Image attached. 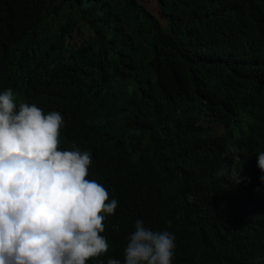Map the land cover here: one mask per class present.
Wrapping results in <instances>:
<instances>
[{
    "label": "trees",
    "instance_id": "16d2710c",
    "mask_svg": "<svg viewBox=\"0 0 264 264\" xmlns=\"http://www.w3.org/2000/svg\"><path fill=\"white\" fill-rule=\"evenodd\" d=\"M147 4L0 0V94L59 112L60 149L118 201L87 264H123L138 219L173 264H264V0Z\"/></svg>",
    "mask_w": 264,
    "mask_h": 264
},
{
    "label": "clouds",
    "instance_id": "9594fccd",
    "mask_svg": "<svg viewBox=\"0 0 264 264\" xmlns=\"http://www.w3.org/2000/svg\"><path fill=\"white\" fill-rule=\"evenodd\" d=\"M63 125L57 111L17 106L11 88L0 94V264H87L109 250L104 221L115 215L118 201L87 178L90 152L60 149ZM253 164L264 171V152ZM240 171L233 168L231 175L243 183ZM175 240L138 219L123 264H173ZM107 264L121 261L109 258Z\"/></svg>",
    "mask_w": 264,
    "mask_h": 264
},
{
    "label": "rangeland",
    "instance_id": "374dc122",
    "mask_svg": "<svg viewBox=\"0 0 264 264\" xmlns=\"http://www.w3.org/2000/svg\"><path fill=\"white\" fill-rule=\"evenodd\" d=\"M147 1L149 2V4H147V5H148L149 8H150V2H151V0H141V2H142L143 4H145ZM154 12L158 14V12H156V11H154Z\"/></svg>",
    "mask_w": 264,
    "mask_h": 264
},
{
    "label": "bare ground",
    "instance_id": "6f19581e",
    "mask_svg": "<svg viewBox=\"0 0 264 264\" xmlns=\"http://www.w3.org/2000/svg\"><path fill=\"white\" fill-rule=\"evenodd\" d=\"M107 231V230H106ZM110 233V232H109ZM105 234V233H104ZM105 235H107V234H105ZM109 239V238H108ZM111 239V238H110Z\"/></svg>",
    "mask_w": 264,
    "mask_h": 264
}]
</instances>
